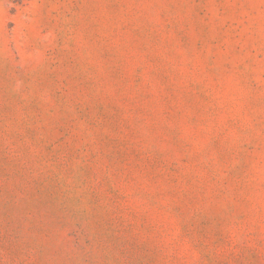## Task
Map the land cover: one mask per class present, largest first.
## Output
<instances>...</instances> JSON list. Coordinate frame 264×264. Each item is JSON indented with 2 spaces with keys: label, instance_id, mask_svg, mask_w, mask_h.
I'll return each mask as SVG.
<instances>
[{
  "label": "rangeland",
  "instance_id": "obj_1",
  "mask_svg": "<svg viewBox=\"0 0 264 264\" xmlns=\"http://www.w3.org/2000/svg\"><path fill=\"white\" fill-rule=\"evenodd\" d=\"M0 264H264V0H0Z\"/></svg>",
  "mask_w": 264,
  "mask_h": 264
}]
</instances>
